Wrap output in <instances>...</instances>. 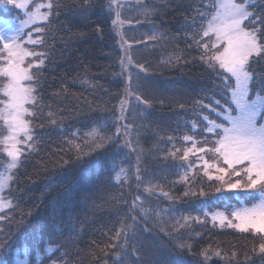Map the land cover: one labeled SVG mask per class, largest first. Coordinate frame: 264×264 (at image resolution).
Segmentation results:
<instances>
[{
    "label": "trees",
    "instance_id": "16d2710c",
    "mask_svg": "<svg viewBox=\"0 0 264 264\" xmlns=\"http://www.w3.org/2000/svg\"><path fill=\"white\" fill-rule=\"evenodd\" d=\"M109 2L91 0L92 6L88 8L89 0H59L58 11L48 21L35 25L42 28L40 35L44 40L35 50L44 52L46 57L45 118L33 121L35 150L22 157L23 165L16 169L3 192L13 208L6 207L0 212V216L7 217L0 221V241L4 242L0 247V264H15L17 254L27 258L30 264H52L53 260L56 264H102L114 253V249L106 247L109 245L106 237L112 235L109 230L114 226L119 228L117 221L126 219L130 211L129 198L133 200L137 196L133 187L137 184L138 167L140 179H151L156 185L148 213L160 211L157 204L165 201L162 192H168L178 202L164 203L171 208L167 219L158 216L164 231L155 226L157 234L167 243L165 250L157 243L150 244L146 232L138 234L155 258H162L160 264H198L203 259L199 253L209 247L221 253L219 257L213 255L209 264H226L237 257L243 262L241 253L248 251L251 255L248 233L222 228L208 217L190 220L179 231L173 229L176 221L184 223L182 218L199 217L203 210L212 212L220 204L204 203L214 185L202 172L196 175L204 182L205 195L184 197L185 185L179 187L176 183L180 179L176 174H180V162L168 155L176 148L189 147L181 137L194 135L197 129L196 107H188L187 103L203 87L205 70L198 72L193 62L184 63L188 56L198 55L195 49L187 47L192 43L186 39V35L192 34L190 24L182 31L180 22L190 23L200 0H119L120 19L124 22L122 41L111 23L115 10L107 7ZM0 9H11L6 18L21 15L4 5L3 0ZM251 10L264 13V0H254ZM150 32L158 39L146 36ZM122 44L126 47H121ZM125 51L132 57L133 65L142 63L150 68L138 94L152 106L137 107L130 97L125 113L126 122L131 123L129 139L137 152L130 153L122 147L123 138L120 145L93 149L88 146L87 134L94 130L102 132L105 127L111 134L113 108L118 107V99L125 98L126 80L119 75ZM5 133L0 121V138ZM72 140L90 155L65 165L62 161L70 159L69 151L75 161V149L68 144ZM154 140L164 141V150L156 154L146 151ZM5 159L0 153V168ZM165 162L170 166L167 173L161 171ZM121 169L124 172L117 181ZM193 190L199 192L197 185ZM247 195L249 201L254 200L251 193ZM132 215L140 219L142 212L137 209ZM149 220H153L152 216ZM169 229L173 230L169 232ZM181 243L192 245V249L180 248ZM48 247L55 248L52 254L46 253ZM37 254L41 258L38 262ZM250 264H256L255 257Z\"/></svg>",
    "mask_w": 264,
    "mask_h": 264
},
{
    "label": "snow or ice",
    "instance_id": "6c2138e0",
    "mask_svg": "<svg viewBox=\"0 0 264 264\" xmlns=\"http://www.w3.org/2000/svg\"><path fill=\"white\" fill-rule=\"evenodd\" d=\"M4 5L23 13L24 18H4L11 9H0V121L3 122L7 135L0 138V153L8 158L7 170L20 168L26 157L25 149L34 151L33 125L34 120H43L45 106L44 95V67L45 53L35 50V46L42 45L44 40L40 33L42 28L35 26L39 20L48 21L60 8L59 0L54 4L49 0L47 4H33L32 0H3ZM254 0H200L199 8L194 9L195 16L190 21L192 34L186 39L192 41L187 45L199 54L185 59L184 63L199 62L213 79L218 90V95L210 97V103L203 99L197 102L201 110L209 114H201L203 127L199 130L201 138L197 140L194 135L183 134L181 141L189 144L184 149L176 148L168 155L177 159L185 171L176 183L185 185L184 197L205 195L203 187L199 192L193 190L199 181L189 184V173L194 165L199 162L202 175L208 182H216L221 190L240 192H254L259 195L258 203L252 207H240L231 212L232 219L223 212L211 214L213 222L218 221L221 226L239 230L241 233L250 234L251 247L249 252H243V262L237 257L234 261L228 260L226 264H250L253 257L256 264H264V13L253 10ZM92 6L91 0L86 7ZM108 8L115 10L116 19L113 25H121L119 0H110ZM34 9V10H33ZM41 9H45L41 11ZM25 29H29L25 31ZM99 33V29L97 30ZM33 33L37 35L33 38ZM123 39V36L121 37ZM158 39L157 36L150 37ZM137 40V43H142ZM31 45L33 47H26ZM121 47H125L122 44ZM121 72L119 75L126 80L124 99H118V107L113 108L114 128L109 133V128L103 131L94 130L87 134L88 146L93 149H105L107 146L120 145L136 153L129 139L131 123H127L125 115L129 98H134L136 106L140 104L150 108L148 99H142L138 93L144 87L143 80L148 69L142 63L133 65V60L127 51L120 60ZM257 68L260 71H257ZM143 74V75H142ZM183 107V105H181ZM48 113V117H51ZM55 123V121H52ZM191 127V126H190ZM39 139V138H37ZM172 142V137L168 138ZM70 148L75 149V161L71 159L62 161L65 165L79 162L85 153L74 140L68 141ZM190 154L196 159L189 161ZM167 158V157H166ZM121 173L116 180L121 179ZM137 185L143 183L140 179L139 167L136 169ZM13 175L0 176V212L6 207L13 208L12 201L3 196V190L9 186ZM149 195H155L154 188L145 189ZM162 195L172 199L168 192ZM137 195L128 206L130 211L127 218L118 220L119 228L115 226L107 236L110 249L123 251L130 239H136L138 230L147 231V213L137 219L132 215L137 211L140 201ZM138 214V213H137ZM205 217L209 213H203ZM7 219L0 216V221ZM184 223L176 221L173 229L179 231L189 224L190 220H199V217L182 218ZM233 220L236 223H233ZM129 221L131 223H129ZM204 223V221H199ZM173 229H169L171 232ZM164 231L163 228L160 229ZM4 242L0 241V247ZM180 248L191 250L192 245L181 243ZM58 251V250H57ZM140 251L139 248L136 249ZM135 255V253H133ZM221 256L219 251L204 248L199 256L203 259L198 264H209L212 256ZM36 256L37 262L40 260ZM21 264H30L25 258ZM56 264V261H52ZM107 264V261H104ZM118 264H123L119 261ZM136 264H152L150 259L136 257Z\"/></svg>",
    "mask_w": 264,
    "mask_h": 264
},
{
    "label": "rangeland",
    "instance_id": "374dc122",
    "mask_svg": "<svg viewBox=\"0 0 264 264\" xmlns=\"http://www.w3.org/2000/svg\"><path fill=\"white\" fill-rule=\"evenodd\" d=\"M33 4H47L49 2V0H46L44 3L42 2V0H32ZM207 3V2H206ZM122 6V5H121ZM120 6V9L122 8ZM118 10L120 12V15H121V10ZM34 10V9H33ZM45 9H41V11H44ZM22 12H21V15L19 16L20 18H24L22 16ZM114 19H116V15L114 13ZM44 21L42 20H39L36 22V24L38 23H42ZM190 24V23H185L183 21L180 22V30L182 31H186V27L187 25ZM123 26H124V22L123 24L121 25H114V28H115V31L117 33V36L120 38V40L122 41V36H123ZM27 29H25L26 31ZM145 34V32H144ZM143 34V35H144ZM37 34H34L33 33V38H35ZM153 35V32H150L148 35L146 36H152ZM42 37V35H41ZM144 39H146V37L144 36ZM26 46V45H25ZM126 47V46H125ZM195 55H198L199 53L198 52H194ZM192 56H188V58H190ZM196 66V69L198 72H202L205 70L204 66L202 64H200L199 62H193ZM150 68H148V72H149ZM258 71H260L259 68H257ZM204 78L206 79H202L203 82H202V88L199 90V92L197 94H195L193 97H191V99L188 101L187 103V106L188 107H193L195 105L196 107V118H197V129H194V131H196V133L194 134L195 138L197 140H199L201 138V135H200V129L203 127V121L200 119V115L201 114H209L207 112V110H201L199 107H198V104L197 102L200 101L201 99L204 100V102L207 104V103H210V97H212L214 94H217L218 95V90L216 89L215 85H214V82H213V79L209 76V74L206 72L205 70V74H204ZM180 81H183L182 79ZM182 112V111H181ZM184 114L186 111H183ZM183 114V115H184ZM3 128L5 129V126L3 125ZM6 131V129H5ZM5 135H7V131L5 133ZM158 136V135H157ZM159 140H161V138L159 137ZM163 144H164V141H157V140H154L153 142L149 143L147 145V150H149V153L151 152H155V154L157 152H159L161 149L164 150L163 148ZM188 147V146H186ZM184 147V148H186ZM183 148V149H184ZM29 152V150L26 148L25 149V153L27 154ZM143 151H139V153H143ZM22 159V157H21ZM196 158L194 156H192L190 154L189 156V161H193L195 160ZM7 163H8V158L6 157L2 167L0 168V176H6V175H9V174H14V172H16V170H7ZM166 163V162H165ZM141 168V167H140ZM181 168V167H180ZM145 169V166L144 168ZM168 169H170V166L166 163V165H164L162 167V170L161 171H164L165 173L168 172ZM142 170V169H141ZM151 170V169H150ZM185 169L184 168H181V171H180V174L179 173H176L178 176H181L183 175ZM199 172H202V169L200 168L199 166V162H197L196 165H194L192 171L189 173V176L190 178L192 179L193 178V181L190 179L189 180V183H194L195 181H199V177L196 175V173H199ZM144 183L142 185L139 184V186L137 184H135V186L133 187V192L136 194V195H142L143 197L140 199L139 203H150L151 206L153 205V201H152V196L154 195H149L148 192L145 191V189L147 188H156V185L155 183L151 180V179H147V178H144ZM200 184H196L197 185V190L200 189V187H202L204 184V182L202 181H199ZM213 185H214V189H212L209 194L210 195H207V199L205 200L206 202L204 203H258L260 197L258 194L254 193V192H251L249 191V193L252 194V196L254 197V200L252 201H249V195H247L248 192H240V191H237V190H233V191H227V190H221L220 192H217L216 191V188L219 186L216 182H211ZM177 185L179 187H182V185L180 183H177ZM6 190V188L3 190V192ZM240 194H243V196L240 197ZM172 199H168L165 197V201L162 202V203H158L157 206L159 207V212L155 213L157 215V219L159 220L160 222V229L163 228L165 229V227L163 226L161 220L159 219V215L161 216H165V219H167L170 215V209L171 208H167V206L164 205V203H178L176 202L175 198L169 194ZM4 196V194H3ZM132 197H134V195H132ZM210 197V200L208 201V198ZM129 202L128 203H132V200H128ZM240 207H247L245 205L243 206H240ZM240 207H235V209H238ZM249 207H252V206H249ZM165 211H168L166 214H165ZM224 213V212H223ZM225 214V213H224ZM218 222V221H217ZM236 223V221H235ZM178 242V241H176Z\"/></svg>",
    "mask_w": 264,
    "mask_h": 264
}]
</instances>
